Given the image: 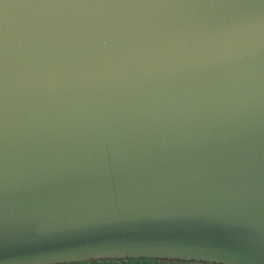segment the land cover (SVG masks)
Segmentation results:
<instances>
[{
	"label": "water",
	"instance_id": "water-1",
	"mask_svg": "<svg viewBox=\"0 0 264 264\" xmlns=\"http://www.w3.org/2000/svg\"><path fill=\"white\" fill-rule=\"evenodd\" d=\"M264 264V0H0V264Z\"/></svg>",
	"mask_w": 264,
	"mask_h": 264
},
{
	"label": "snow or ice",
	"instance_id": "snow-or-ice-1",
	"mask_svg": "<svg viewBox=\"0 0 264 264\" xmlns=\"http://www.w3.org/2000/svg\"><path fill=\"white\" fill-rule=\"evenodd\" d=\"M70 264H210L208 261L182 259L179 256L160 255H96Z\"/></svg>",
	"mask_w": 264,
	"mask_h": 264
},
{
	"label": "trees",
	"instance_id": "trees-1",
	"mask_svg": "<svg viewBox=\"0 0 264 264\" xmlns=\"http://www.w3.org/2000/svg\"><path fill=\"white\" fill-rule=\"evenodd\" d=\"M210 264H215V263H210Z\"/></svg>",
	"mask_w": 264,
	"mask_h": 264
}]
</instances>
